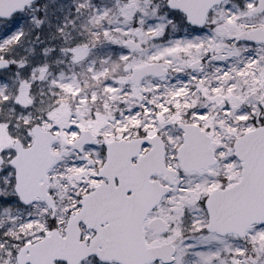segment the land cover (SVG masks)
Listing matches in <instances>:
<instances>
[{
	"label": "snow or ice",
	"instance_id": "snow-or-ice-1",
	"mask_svg": "<svg viewBox=\"0 0 264 264\" xmlns=\"http://www.w3.org/2000/svg\"><path fill=\"white\" fill-rule=\"evenodd\" d=\"M0 264H264V0H0Z\"/></svg>",
	"mask_w": 264,
	"mask_h": 264
}]
</instances>
